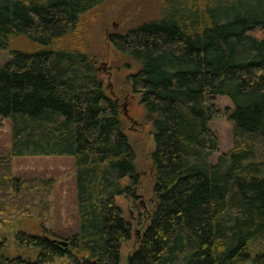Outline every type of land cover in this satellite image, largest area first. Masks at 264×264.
<instances>
[{
  "label": "trees",
  "instance_id": "16d2710c",
  "mask_svg": "<svg viewBox=\"0 0 264 264\" xmlns=\"http://www.w3.org/2000/svg\"><path fill=\"white\" fill-rule=\"evenodd\" d=\"M102 1L0 0V49L20 36L37 46L10 50L0 65L10 132L9 152L0 153V229L34 216L41 230L14 233L24 254L2 237L0 264H121L131 239L115 198H135L141 177L119 104L91 54L57 44ZM167 1L161 18L107 36L137 63L127 81L153 139V202L125 264H264V4L192 11L189 0ZM217 95L233 104L225 113L233 146L212 162ZM18 156L74 158L75 233L51 230L53 181L14 175Z\"/></svg>",
  "mask_w": 264,
  "mask_h": 264
},
{
  "label": "rangeland",
  "instance_id": "374dc122",
  "mask_svg": "<svg viewBox=\"0 0 264 264\" xmlns=\"http://www.w3.org/2000/svg\"><path fill=\"white\" fill-rule=\"evenodd\" d=\"M210 1L189 0L185 6L188 7L187 9L196 11L203 5H211ZM217 1L222 4L228 3V6L234 3H238L237 5L247 3V1L264 4V0ZM203 7L200 10H203ZM168 8H170V4L167 0H103L102 3L82 15L75 33L57 42L59 46L63 47H81L93 56L106 92L119 104L123 130L132 143L135 163L141 179L135 198L125 196L115 198L116 204L122 210L123 217L129 221L132 227L131 239L124 242L121 247V264H125L126 257L135 250L141 230L147 224L148 213L153 202L154 169L149 159V153L153 149V139L151 123L147 118L146 110L140 104L139 96L132 92L127 81V76L137 70V63L116 51L107 36L111 32L121 33L136 25L155 21L166 15L169 11ZM179 8L183 9V4ZM10 50L34 52L37 50V46L23 36L14 38L7 49H0V65L10 59ZM216 107L220 114L209 123L211 130L218 138V150L211 156L212 162H215L220 153L228 151L233 146L232 123L225 114L229 108L233 107V104L227 96L217 95ZM9 144V121L0 116V153H8ZM73 164L72 156H18L12 158L14 175L52 179L50 226L51 230L61 237H68L77 229ZM20 230L31 234H41L38 219L34 216L21 217L14 221L9 228L0 229V241L5 236L6 246L13 250V255L25 252L17 247L13 237L14 233ZM61 237L60 240H63ZM53 264L73 263L62 258L55 260Z\"/></svg>",
  "mask_w": 264,
  "mask_h": 264
},
{
  "label": "flooded vegetation",
  "instance_id": "af4514ba",
  "mask_svg": "<svg viewBox=\"0 0 264 264\" xmlns=\"http://www.w3.org/2000/svg\"><path fill=\"white\" fill-rule=\"evenodd\" d=\"M213 3V4H212ZM210 4H211V8L212 9H217L218 10V8H220V7H223V6H225V5H227L228 6V3H226V4H222L221 2H219V1H217V0H211L210 1ZM213 6V7H212ZM226 6V7H227Z\"/></svg>",
  "mask_w": 264,
  "mask_h": 264
}]
</instances>
